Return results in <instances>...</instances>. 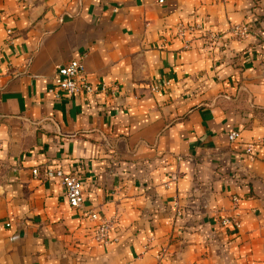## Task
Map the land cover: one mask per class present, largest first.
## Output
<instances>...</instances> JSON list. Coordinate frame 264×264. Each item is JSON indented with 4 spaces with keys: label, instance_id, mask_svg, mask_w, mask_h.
Listing matches in <instances>:
<instances>
[{
    "label": "crops",
    "instance_id": "crops-1",
    "mask_svg": "<svg viewBox=\"0 0 264 264\" xmlns=\"http://www.w3.org/2000/svg\"><path fill=\"white\" fill-rule=\"evenodd\" d=\"M77 59L116 94L54 99ZM0 264H264V0H0Z\"/></svg>",
    "mask_w": 264,
    "mask_h": 264
},
{
    "label": "built area",
    "instance_id": "built-area-1",
    "mask_svg": "<svg viewBox=\"0 0 264 264\" xmlns=\"http://www.w3.org/2000/svg\"><path fill=\"white\" fill-rule=\"evenodd\" d=\"M199 26L187 28L179 25L177 28L179 37H185L187 33L196 31ZM232 35L237 40L247 39L250 29L246 25H238L231 29ZM8 36H11L12 31H7ZM158 91L157 88L154 89ZM51 96L56 100H61L63 97H85L92 98L97 94H105L110 97L116 94V88L102 85L97 89L92 85L84 71L81 59L70 61L64 65L57 67L53 78V87L49 91ZM228 140L233 145H240V133L231 131L228 134ZM255 144H248L245 155L250 160H254ZM32 174L35 179L44 178L46 181H56L65 190V195L69 206L75 210H81L86 204V197L83 191V184L80 178L75 174H69L61 166L57 167H44V169H34ZM238 199L233 198V202L237 203ZM88 220L92 223L90 228L91 240L95 243H107L109 241L110 232L116 228L117 222L114 219H107L100 217L96 211H89L87 213ZM223 227L233 225L239 229V222L234 219L224 218L221 220ZM158 259H162L161 255H157Z\"/></svg>",
    "mask_w": 264,
    "mask_h": 264
}]
</instances>
